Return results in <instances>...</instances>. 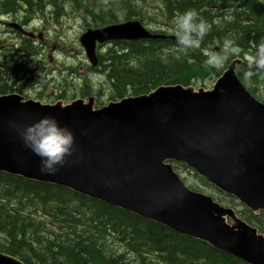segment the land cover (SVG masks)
I'll list each match as a JSON object with an SVG mask.
<instances>
[{"label": "water", "instance_id": "1", "mask_svg": "<svg viewBox=\"0 0 264 264\" xmlns=\"http://www.w3.org/2000/svg\"><path fill=\"white\" fill-rule=\"evenodd\" d=\"M161 38L175 40L130 20L89 28L80 43L96 67L98 46ZM240 63L233 60L209 90L166 85L100 108L95 97L48 104L17 93L0 95V172L69 188L248 264H264V234L233 208L189 189L173 167L184 164L254 213L264 211V103L239 77ZM42 115L72 129L77 145L76 155L54 175L41 174L39 157L18 135V128ZM0 264L26 263L0 252Z\"/></svg>", "mask_w": 264, "mask_h": 264}, {"label": "trees", "instance_id": "2", "mask_svg": "<svg viewBox=\"0 0 264 264\" xmlns=\"http://www.w3.org/2000/svg\"><path fill=\"white\" fill-rule=\"evenodd\" d=\"M42 2L43 7L44 3L59 5V12L63 4H70L74 12L87 16L88 29L128 20L144 24L148 17L158 24L153 33L170 36L174 16L188 9H195L209 23L211 29L201 47L179 59L175 40L170 38L111 43L113 46L99 55L98 67L91 70L106 77L113 100L146 94L163 85L190 86L197 81L217 80L223 69L204 67L205 51L215 50L213 45L230 37L235 39L239 51L251 53L264 37L261 0H0V10L4 8L1 10L4 12L5 6L13 8L21 3L34 8ZM147 3L158 10L156 19L149 14L154 9H148ZM25 52L23 57H29L30 49ZM9 55L6 61L10 76L30 72L25 63L20 69L11 64L13 54ZM246 64L247 61L237 69ZM238 75L253 85L264 76L258 74L245 79ZM0 92L10 94L16 90L5 84ZM174 164L177 170H188L183 164ZM199 177L204 185L223 195L217 197L218 202L240 207V217L264 234V211L254 213L232 195ZM113 245L122 249L116 251ZM0 252L26 264H248L202 240L69 188L4 172H0ZM127 253L132 257L127 258Z\"/></svg>", "mask_w": 264, "mask_h": 264}, {"label": "rangeland", "instance_id": "3", "mask_svg": "<svg viewBox=\"0 0 264 264\" xmlns=\"http://www.w3.org/2000/svg\"><path fill=\"white\" fill-rule=\"evenodd\" d=\"M146 5L149 6L148 3ZM156 5L157 4H155V7H157ZM63 8L64 10L62 12L53 13V20H48L41 14L37 16L39 20L35 21L34 24L40 27L45 26V31L42 36L39 32H36V39H32L21 33L18 37L8 31L7 26L3 27L0 25V86L6 84L8 86L26 88L25 92H27L26 95L28 96L26 99L29 98L48 104H54L59 101L63 104H69L75 99H85L87 102L90 97H95V107L98 108L106 105L110 101H117L112 99L111 87L107 83L106 77L103 74L91 70L92 65L80 43V37L87 31L89 26V23L86 24L87 16L85 18L82 12H72L70 4H63ZM33 9L35 12L39 10V4H36ZM149 9L153 10L154 8ZM149 14H151L152 18L156 19L158 10L154 9L151 12L149 11ZM124 16L120 17V20L123 19ZM20 17L22 18L21 15ZM32 19H34V16H32ZM29 20L30 17L26 18V22ZM9 22H16V20H9ZM159 23L163 24L162 21ZM144 24L147 28L152 30L155 26H158L157 23H152L151 19L148 17L145 18ZM168 29L169 28H167V30ZM21 39H23V42ZM23 43L31 44V51H35L37 55L33 57V61H30V66L28 67L29 73L21 72V75L19 74L18 77L10 76L5 55L8 56V54L12 52L18 53V59H14V63L11 64L16 65L19 69L22 68L21 64H27L26 61L23 60V56L26 55L25 50L28 49L27 47H23V53L20 51V46ZM109 46H113V44H107L102 47L99 46L97 49L98 57L100 54L104 53ZM215 47H218V44L215 46L213 45V49ZM248 54L249 53H242L239 51L236 54L229 55L220 68L223 69L222 71L224 72L235 59H241L243 64L247 61ZM228 61L230 62L228 63ZM215 82L216 79H207L204 82H193L195 84H191L190 86L196 89L205 88L209 90L212 89ZM258 83L259 82H257V84ZM244 84L248 90H251L252 85L248 81H245ZM260 88L262 89L255 91L254 96L259 101H264V86ZM88 92H90L88 96H83L84 93L87 95ZM131 96L135 95L132 94ZM118 100L120 99L118 98ZM176 171L185 182L186 186L197 188L198 191L216 200L217 197H223V195H220L216 190L204 185L201 178L197 176L195 172L184 168L180 170L176 169ZM220 204L225 207H233L237 212L240 210V207L227 206L225 203ZM113 246L116 251L122 249L119 245ZM131 257L132 256L127 253V258Z\"/></svg>", "mask_w": 264, "mask_h": 264}, {"label": "clouds", "instance_id": "4", "mask_svg": "<svg viewBox=\"0 0 264 264\" xmlns=\"http://www.w3.org/2000/svg\"><path fill=\"white\" fill-rule=\"evenodd\" d=\"M264 3V0H261ZM211 26L195 9L177 13L172 20L171 35L175 37L177 59L187 56L190 50L199 49L210 32ZM239 52L234 38L224 37L218 50L204 52V67L219 69L229 55ZM245 79L264 74V37L253 46L248 54L247 64L237 69ZM15 127V126H14ZM82 132V135H86ZM18 135L24 146L39 157L41 174L54 175L64 167L69 157L77 153L75 135L67 126H62L55 116L42 115L31 124L18 128ZM78 156L77 160L82 159Z\"/></svg>", "mask_w": 264, "mask_h": 264}, {"label": "flooded vegetation", "instance_id": "5", "mask_svg": "<svg viewBox=\"0 0 264 264\" xmlns=\"http://www.w3.org/2000/svg\"><path fill=\"white\" fill-rule=\"evenodd\" d=\"M15 7H19V8H21V10H19V9L15 10ZM15 7H13L12 9H9L10 12H1L0 11V13H1L0 14V25L3 27L7 26L8 31L12 32L13 34L17 35L18 37H19L20 31L18 29L14 28V26H12L13 24H16V23H17V25H20L23 29H25L26 31L31 33L34 36V37H31L32 39L37 38L36 32H39L42 36L44 34V31H45V26L40 27V26L34 24L35 21L39 20L37 18V16L40 15L39 12L38 11L35 12L33 9V6L26 7L25 4H22V3L16 5ZM46 9H48V10H45V13L43 16L49 18L50 20L54 19L53 13H56V12L59 13L58 7H55V6L50 7L49 4H47ZM20 15L22 16V18L20 17ZM32 16H34V19H32ZM28 17H30V20L26 22V18H28ZM9 20H16V22H9ZM24 27H26V28H24ZM21 41L23 42V39H21ZM98 63H99V57H98ZM97 67L98 66H96L95 68H97ZM259 84H262V83L257 84V82H256L255 85L251 84L252 87H251L250 91L252 92L253 95L255 94V91L262 89V88L258 87ZM23 85H24V83H23ZM13 87H14V90H16L15 93L20 94V95L24 96L25 98L28 97L26 95L27 92H25L26 88H18L17 86H13ZM5 94H8V93H5ZM1 95H4V94H1Z\"/></svg>", "mask_w": 264, "mask_h": 264}, {"label": "bare ground", "instance_id": "6", "mask_svg": "<svg viewBox=\"0 0 264 264\" xmlns=\"http://www.w3.org/2000/svg\"><path fill=\"white\" fill-rule=\"evenodd\" d=\"M1 4V3H0ZM8 4V3H7ZM47 4H49V3H44V7H43V2L42 3H40V6H39V8H42V10H38V12H39V14H41V15H44V13H45V9H46V6H47ZM50 5V7L51 6H53V5H51V4H49ZM2 6V5H1ZM150 7H153V6H148L147 8L149 9ZM4 9V8H3ZM3 9H1V10H3ZM9 9H12L11 7L9 8L8 6H5V10H4V12H10L9 11ZM71 9H72V12H74V9L71 7ZM0 10V11H1ZM62 10H64V8L62 9ZM61 10V11H62ZM60 11V12H61ZM2 12V11H1ZM59 12V13H60ZM68 13V12H67ZM1 14V13H0ZM156 17H158V16H156ZM47 18V17H46ZM48 20H50L49 18H47ZM139 21V20H138ZM141 22V21H140ZM151 22H155V21H151ZM118 23H123V22H118ZM118 23H116V24H118ZM142 23V22H141ZM143 24V23H142ZM144 25V27H146L145 26V24H143ZM104 27V26H103ZM98 28H101V27H98ZM98 28H93V29H98ZM147 28V27H146ZM150 32H152V29H150V28H147ZM28 32V31H27ZM153 33V32H152ZM154 34H156V33H154ZM160 35H162V34H160ZM167 36H169V35H167ZM170 36H173V35H170ZM162 39V38H161ZM146 40H148V39H146ZM122 41H131V40H122ZM136 41H138V40H136ZM116 42V41H115ZM114 43V42H113ZM215 46V45H214ZM21 49H20V51L23 53V50H22V48L23 47H27L28 49H30V55H29V57H23V60L24 61H26V63H27V67H29L30 66V61H33V57H35L37 54H36V52L35 51H31V44H26V43H23V44H21ZM215 50L216 49H218V47H215L214 48ZM10 54H13V60L16 58V59H18V57H17V55H18V53H16V52H12V53H10ZM6 56V59H9V54H8V56L7 55H5ZM233 60V59H232ZM232 60H230V61H232ZM21 61V60H20ZM230 61H228V63L230 62ZM98 66V65H97ZM93 67V66H92ZM93 68H95V67H93ZM37 70V69H36ZM94 72V71H93ZM264 81V76H262V77H260L258 80H257V82H263ZM262 86H264V84H259L258 85V87L260 88V87H262ZM131 92V91H130Z\"/></svg>", "mask_w": 264, "mask_h": 264}]
</instances>
